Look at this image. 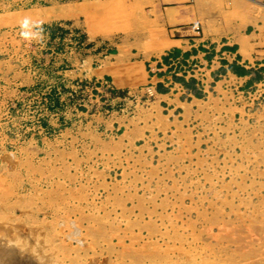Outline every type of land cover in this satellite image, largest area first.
Wrapping results in <instances>:
<instances>
[{
  "label": "rangeland",
  "instance_id": "1",
  "mask_svg": "<svg viewBox=\"0 0 264 264\" xmlns=\"http://www.w3.org/2000/svg\"><path fill=\"white\" fill-rule=\"evenodd\" d=\"M52 3L0 0V248L15 252L12 264H264L262 59L249 79L209 65L207 90L206 71L179 70L190 89L183 103L125 141L122 129L86 125L127 107L113 101L118 92L57 84L36 58L34 85L16 75L46 40L80 49L98 32L159 55L168 31L150 23L147 1L76 0L83 7L73 15L21 18Z\"/></svg>",
  "mask_w": 264,
  "mask_h": 264
},
{
  "label": "crops",
  "instance_id": "2",
  "mask_svg": "<svg viewBox=\"0 0 264 264\" xmlns=\"http://www.w3.org/2000/svg\"><path fill=\"white\" fill-rule=\"evenodd\" d=\"M125 1L148 2L150 23L168 31L167 47L162 54L139 50L130 39L109 41L98 32L95 39L80 49L67 47L60 51L50 47L46 40L35 48L36 56L27 52L28 66L18 72L16 79L30 85L36 83L37 71L32 67L36 58L54 70L57 84L72 86L78 81H92L109 94L111 90L118 92L113 101L127 107L110 114L100 112L86 125L92 132L103 128L107 134L122 129L124 140L134 141L147 134L151 115L162 116L166 106L174 108L183 103L180 91L190 89L175 79L179 70L193 69L196 75L206 71L203 79L207 90L210 89L209 65L218 75L225 72L231 78L249 79L258 59L264 64V8L248 4L247 0ZM70 2L69 7L62 8L60 0H53L51 5L38 7L21 18L49 21L81 11L83 6L76 0ZM261 2L264 4V0ZM237 5L244 13L241 19L233 13ZM195 24L201 26L200 33L195 30ZM238 64L245 67L241 77L232 73V66Z\"/></svg>",
  "mask_w": 264,
  "mask_h": 264
},
{
  "label": "bare ground",
  "instance_id": "3",
  "mask_svg": "<svg viewBox=\"0 0 264 264\" xmlns=\"http://www.w3.org/2000/svg\"><path fill=\"white\" fill-rule=\"evenodd\" d=\"M15 252L12 250H2L0 248V262L3 264H12L14 263ZM34 262V261H33Z\"/></svg>",
  "mask_w": 264,
  "mask_h": 264
},
{
  "label": "built area",
  "instance_id": "4",
  "mask_svg": "<svg viewBox=\"0 0 264 264\" xmlns=\"http://www.w3.org/2000/svg\"><path fill=\"white\" fill-rule=\"evenodd\" d=\"M196 29L199 31L200 30V26H196ZM189 72H191V71L189 70ZM86 86H88V85H86Z\"/></svg>",
  "mask_w": 264,
  "mask_h": 264
}]
</instances>
